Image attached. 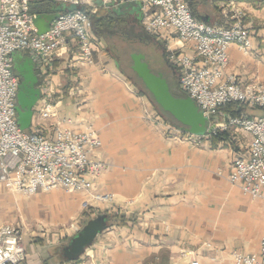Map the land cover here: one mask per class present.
<instances>
[{
    "label": "crops",
    "instance_id": "obj_1",
    "mask_svg": "<svg viewBox=\"0 0 264 264\" xmlns=\"http://www.w3.org/2000/svg\"><path fill=\"white\" fill-rule=\"evenodd\" d=\"M51 1L56 3L54 13L67 8ZM187 1L200 20H220L222 0ZM237 5L247 10V18L255 26L261 24L264 28V5L256 7L255 0L240 1ZM51 6L47 0L40 2L43 14ZM86 6L104 17L91 19L95 43L92 61L88 64L75 59L77 46L69 37L66 47L51 61L53 80L59 95L74 85L73 80L86 95L85 107L102 142L98 156L112 163L100 176L97 188L114 194L119 205L130 200V206L140 216L134 228L123 225L99 235L86 250L88 260L94 264H189L192 260L198 264H233V251L257 252L264 237V203L243 194L226 180L231 160L236 153L243 155L249 136L234 131V151L224 145L194 150L186 143L162 137L141 119L138 99L115 78L103 54L102 29L114 20L140 26L139 8L129 11L125 0H87ZM253 32L251 53L230 46L226 73L243 83L256 82L264 87V29ZM157 38L164 40L166 47L191 52L189 45L178 42L175 34ZM12 58L18 77L14 66L30 67L38 90L37 72L30 55L16 52ZM169 68L174 90L179 93L177 71L174 66ZM73 102V98H64L62 110L72 120L80 121L87 113L77 111ZM236 109L240 116L259 114L257 108L237 105ZM35 116L33 112L30 124ZM228 117L229 112L221 111L215 115L214 124L219 127ZM45 246L24 241L26 260L20 264H56Z\"/></svg>",
    "mask_w": 264,
    "mask_h": 264
},
{
    "label": "built area",
    "instance_id": "obj_2",
    "mask_svg": "<svg viewBox=\"0 0 264 264\" xmlns=\"http://www.w3.org/2000/svg\"><path fill=\"white\" fill-rule=\"evenodd\" d=\"M34 1L0 0V191L6 188L30 196L61 189L91 193L94 200L109 203L111 195L92 192L94 181L107 167L94 158L101 139L91 125L77 130L71 126V118L60 116L59 98L53 97L59 91H54L56 83L49 75L53 56L66 47L69 37L77 46L75 59L91 63L95 43L85 9L87 0H56L67 8L56 12L41 35L34 25L38 14L30 11ZM225 5L233 13L230 19L236 21L217 25L195 18L187 0H140V24L149 35L172 33L189 45L190 53L167 46V59L177 70L179 88L193 100L213 129L220 106L237 103L259 110L254 117H228V125L250 138L246 154L231 162L228 179L244 194L264 201V88L255 83L244 85L226 74L230 46L237 45L247 53L252 39L241 13L233 9V3ZM16 52L30 55L38 77L36 119L25 130L16 122L20 83L13 70L12 55ZM68 94L72 95V90ZM182 135L184 141L199 144L208 133ZM25 257L19 229L0 224V264H20ZM232 258L234 264H264V237L257 253L234 251Z\"/></svg>",
    "mask_w": 264,
    "mask_h": 264
},
{
    "label": "rangeland",
    "instance_id": "obj_3",
    "mask_svg": "<svg viewBox=\"0 0 264 264\" xmlns=\"http://www.w3.org/2000/svg\"><path fill=\"white\" fill-rule=\"evenodd\" d=\"M230 1L231 0H222V2L226 4L233 3L234 6L233 9L237 10L236 12L241 13L242 23L244 24L245 28L248 30L252 39V45H251L252 47L249 50V52L245 53V54H249L252 52V48H253V39H254L253 30L256 29V33H257L259 29L261 30L264 28L261 26V24L259 25L256 24L255 26V24L247 18L248 16L247 10L237 5V3L240 2L239 0L238 1L233 0V2ZM263 1L264 0H255V6L262 8L264 5ZM224 3L223 4L220 3V7H219L220 8L219 12L221 17L220 20H218L217 22H210V23H215L217 25H228L236 21V19L234 18L230 19L232 18L233 13L231 14L230 7L228 5L224 6ZM85 9H87L89 12L90 32H91V19L98 17L101 18V16L103 17V15L98 14L97 12H92L87 6H85ZM122 21L123 20L121 21L114 20V22H109V24L106 25L105 29H102L101 32L102 42L105 46L103 54L107 57L109 63L111 64L113 73H115L116 75L115 78L119 82H121V84L126 88L127 93H129L134 99L135 98L138 99L139 103L137 102V104L140 107L141 119L144 122L151 125L152 128L158 131L159 134H161V136L164 137L165 139L171 140L176 143H180V142L186 143L190 145L194 150H198L202 148L205 150H209L210 148L214 149L217 148L219 145L222 146L224 145L229 148L231 147L234 151L236 149V144L232 142L231 137L236 135L234 131L236 132L239 131L241 133L243 131H241L239 128L228 125L227 124L228 118H226V120L224 121L225 127L214 128L210 133H208L207 137L201 139V142L199 144L189 143L181 138L184 132L177 128L178 123L168 113L163 111L160 108V106H158L155 103L152 96L147 92L141 80L131 70L132 61L130 59V54L142 53L145 56V60L148 64L150 71L153 73H161L163 78L167 80L170 89L175 96L177 97L183 95L187 96L184 92H182L181 89H180L181 92L179 93H176L174 90L173 78L170 72L171 69L169 68V66H172V64L167 59L166 43L161 38L156 37L157 38L156 39L155 36L147 34L143 30L141 24L139 26L136 23L129 24V23H124ZM163 60L166 61V64L163 63ZM50 68L51 70H54V67L50 66ZM226 74L233 76L239 83H242L244 85L249 83L257 84L256 82L243 83L239 81L233 74H228V73ZM49 75L52 76L53 79V73L50 72ZM73 83L74 85L69 87L68 90L64 89L63 94L59 95L56 93L55 95H53L54 98L55 97L59 98L58 101H59L60 116H66L70 118V116L66 115L62 110L63 99L73 98L74 100L73 104L75 105L77 111L79 109V111H83L85 114L87 113L86 114L87 116H85L84 119H80V121L73 120L71 126L76 128L77 130H81L84 129L85 126L91 125L98 133L97 129L94 126V122L92 121V118L90 119L91 114L87 112V109L85 107L87 103V101L85 100L86 95L83 93L82 87L78 83L76 84V80H73ZM55 85H53L54 91L55 89H58L57 87L54 88ZM257 85L261 86L260 84ZM142 87L143 89H145L144 94L139 93V89L141 90ZM261 87L264 88L263 86ZM69 90H72V95L68 94ZM37 101L33 106L34 115L36 114V109L38 106ZM35 119L36 118H34V121ZM215 131L226 132V138L223 137L224 139L218 141L216 145L212 147L210 136L214 134ZM44 132L46 131L44 130ZM240 138L242 141H244V137H240ZM249 143L250 140L247 142L246 148H244L243 155L246 154L249 147ZM101 146H102V142L100 148ZM100 148L97 151H95L94 158L96 160H100L107 164L106 169L101 173L102 175L104 172H106L112 167V163L107 159L100 158V156H98V151L100 150ZM239 156L242 155H238L236 153L235 157L231 160V162ZM100 176L94 181L92 192L93 194L100 193V194L111 195L112 199L109 203L98 202L97 200H94L90 196L91 193L88 194L87 192L69 193L61 189H56L49 192H41L35 195L26 196L23 194L11 192L6 188H2L0 191V224H12L16 226L22 234L23 245H24V241H26V243L29 244L31 243L37 245H46L45 247L48 250L49 254H53V256L55 257L56 264H62V263L94 264L88 260L89 258L86 255L87 249L76 261H65V259L61 254L62 253L61 250L70 241V239L87 223V221L100 211L109 210L114 213H118V212L123 213L127 218V223L125 224V226H129L130 228H134V226H138L137 223L140 219L138 218L139 214L137 213V211L133 209L134 207L130 206L131 204L130 200H126V202H124L123 205H119L116 202V197L114 194L103 192L99 188H97L98 180ZM226 180L229 183H231L228 179V176ZM250 197L253 198L252 196ZM253 199H258V198H253ZM258 200H262V199H258ZM262 202L264 203L263 200ZM95 204H101L99 205L101 207H96L97 205ZM119 227L120 226L118 225H112L104 229L99 235H105L108 229L119 228ZM257 252L246 253V254H254ZM232 253H231V257H232ZM193 261L196 260L190 261L189 264H191Z\"/></svg>",
    "mask_w": 264,
    "mask_h": 264
},
{
    "label": "water",
    "instance_id": "obj_4",
    "mask_svg": "<svg viewBox=\"0 0 264 264\" xmlns=\"http://www.w3.org/2000/svg\"><path fill=\"white\" fill-rule=\"evenodd\" d=\"M125 1L129 5V11L136 8L140 10V0ZM55 17L56 13L38 15L34 19L37 33L41 35L46 32ZM130 59L132 61L131 70L141 80L155 103L178 123L177 128L179 130L192 134L210 133L212 131L213 126L208 123L193 100L188 96H175L162 74L150 71L142 53H131ZM14 68L21 79L16 97V122L17 126L23 130L30 126L32 109L39 97V91L34 87L35 78L28 65L14 66ZM108 224L109 220L104 215L96 214L89 219L62 248L61 254L65 261L78 259L96 241L99 234L108 227Z\"/></svg>",
    "mask_w": 264,
    "mask_h": 264
},
{
    "label": "trees",
    "instance_id": "obj_5",
    "mask_svg": "<svg viewBox=\"0 0 264 264\" xmlns=\"http://www.w3.org/2000/svg\"><path fill=\"white\" fill-rule=\"evenodd\" d=\"M47 1H49V2H50V6H51V5H52V6H51V8L46 12V14H48V13H54L56 10L53 9V8L55 7V4H56V3L52 2L51 0H47ZM237 1H238V0H237ZM239 1H242V0H239ZM245 1H252V0H245ZM40 2H41V0H38V1L34 2V5H33V2H32V4L30 5V11H31V12H34V13H36V14H38V15H42V14H43V10H42V8L40 7ZM190 9H191V8H190ZM63 11H65V9H61V10H59V11H57V12H63ZM191 12H192V15H193L195 18L200 19V17L197 16V15H195L194 12H193L192 10H191ZM134 85H135V83H134ZM144 92H145V89H143V87H142L141 90L139 89V93H140V94H144ZM183 96H184V95H183ZM237 105H238V104H235V103H229V104H225V105H223V106H220L219 109H218L217 114H218L219 112H221V111H224V112H229V113H230V116H232V117H239V116H240V115H239V111L236 109ZM240 106H241V105H240ZM210 137H211V138H210V140H211V146L214 147V145H216V143H217L218 141H220V140L226 138V132L215 131V133L212 134ZM223 137H224V138H223ZM97 214H99V215H104V216H106V217L108 218V220H109L108 227H110V226H112V225L123 226V225H125V224L127 223V218H126V216H125L123 213H119V212H118V213H114V212H111V211H109V210H104V211H100V212H98ZM108 227H107V228H108ZM76 260H77V259H76ZM76 260H74V261H76Z\"/></svg>",
    "mask_w": 264,
    "mask_h": 264
},
{
    "label": "bare ground",
    "instance_id": "obj_6",
    "mask_svg": "<svg viewBox=\"0 0 264 264\" xmlns=\"http://www.w3.org/2000/svg\"><path fill=\"white\" fill-rule=\"evenodd\" d=\"M178 42H180L179 40H178ZM180 43H182V42H180ZM19 78V77H18ZM20 81V80H19ZM20 84V83H19ZM180 89V88H179ZM183 92V91H182ZM60 93V92H59ZM33 110V109H32Z\"/></svg>",
    "mask_w": 264,
    "mask_h": 264
},
{
    "label": "flooded vegetation",
    "instance_id": "obj_7",
    "mask_svg": "<svg viewBox=\"0 0 264 264\" xmlns=\"http://www.w3.org/2000/svg\"><path fill=\"white\" fill-rule=\"evenodd\" d=\"M140 11V10H139ZM19 80L21 81V79L19 78Z\"/></svg>",
    "mask_w": 264,
    "mask_h": 264
}]
</instances>
